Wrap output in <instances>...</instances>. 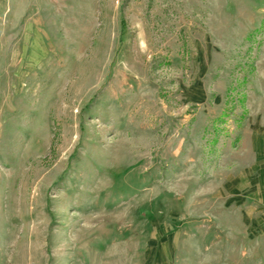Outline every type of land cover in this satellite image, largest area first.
Instances as JSON below:
<instances>
[{"label": "rangeland", "instance_id": "1", "mask_svg": "<svg viewBox=\"0 0 264 264\" xmlns=\"http://www.w3.org/2000/svg\"><path fill=\"white\" fill-rule=\"evenodd\" d=\"M0 264H264V0H0Z\"/></svg>", "mask_w": 264, "mask_h": 264}]
</instances>
